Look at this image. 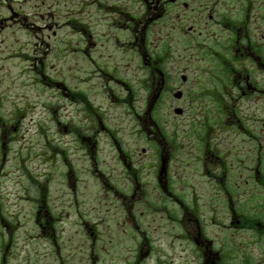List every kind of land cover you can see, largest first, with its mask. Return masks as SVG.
Segmentation results:
<instances>
[{
	"label": "rangeland",
	"instance_id": "374dc122",
	"mask_svg": "<svg viewBox=\"0 0 264 264\" xmlns=\"http://www.w3.org/2000/svg\"><path fill=\"white\" fill-rule=\"evenodd\" d=\"M7 1L9 5L3 1L5 6L0 0V261L4 264H58L56 246L60 244L63 253L70 250L84 251L79 248L81 242L85 248L90 245L84 238L80 239L79 232L104 222L102 218L108 214L104 212L111 214L109 220L105 219L108 229L118 227L117 233L139 223L135 218H142L138 212H134L132 219L131 216L124 218L121 210L113 208L112 204L107 206L105 200L110 202V199L103 198L102 177L113 181L118 179L126 187L133 182L125 179L129 171L123 169L119 161L112 159L115 152L108 147L105 135L113 133L122 137L127 146L123 147L135 151L133 163L143 158V168L137 163H134L133 168L138 172L139 182L153 190L157 183H161L160 178L163 180L168 177L165 137L170 130L169 121L178 124L179 129L186 130L193 129L190 126L194 125L200 127L203 123L209 127L215 126L216 138L224 140L221 142L222 148L227 145L230 136L224 124L229 112L224 105L218 108L215 94L223 90L224 86L219 78H213L212 75L224 69L214 59L216 50L224 47L212 45L204 39L209 31L215 28L220 30L216 21L212 23L214 20L218 22L217 12L220 10H216V14L211 13L213 19L209 18L210 14L206 16L208 27L205 24L195 25L204 33L198 39L202 48L199 55L210 57L192 60L187 53L189 42L172 30L173 24L178 26L177 23L169 22L168 26L157 24L148 33L150 41L140 44L134 37V31L119 25L117 16L104 12L99 19L95 7L89 5L88 0ZM18 7L24 8L27 13ZM13 13L21 16L13 15L10 18ZM261 17L257 10L251 21L257 29L255 38L259 41L263 31L259 24ZM72 21L74 23L71 24ZM190 23L183 24L188 26ZM169 33H173L175 38L168 40L165 35ZM159 54H164V60L159 61ZM222 54H228L226 49ZM147 58L157 60V66L168 73L170 85L182 84L181 73L190 78L181 88L186 93V99L179 102L172 93L166 94L164 103L154 115L160 139L157 165L154 159L149 158L151 150L147 154L142 152L148 145L144 139L137 142L139 127H135L134 122L139 114H142V119H149L154 94L148 89L153 83L148 84V81L151 78L154 80L156 76L155 85L160 82L159 72L156 69L149 71L143 64ZM102 62L111 63L110 67L104 65V71L111 72L115 64L119 66L116 76L133 85L131 95L122 83L99 76ZM223 80L225 82V77ZM140 83H144L142 88ZM206 84L211 94L207 100L189 102V94L193 89L198 85V93H201L206 90ZM79 90L85 92L86 97L75 96L74 93ZM100 91L105 95L96 94ZM224 92L229 100L228 91ZM76 95L81 96L80 93ZM124 98H127V104L121 103ZM237 104L236 112L240 118L247 119L252 112L264 116L263 109L257 107V112L254 111L250 101L243 103L242 100ZM178 105L188 108L187 115L179 117L174 113ZM199 110L206 113L205 118H200L197 114ZM104 125L109 130L102 129ZM94 126H97L95 130L91 128ZM74 127L98 135L102 146L98 155L107 159L101 164L104 170L110 169L107 175L85 172L88 162L84 151L74 150V143L71 142L74 135L71 129ZM140 130L144 135L143 130ZM243 137L240 134L238 140ZM195 140L200 143L198 134ZM183 156H188L187 152ZM183 156L171 161L169 166L174 173L182 172L185 168ZM145 162L149 163L147 167ZM71 170L74 172L70 181L66 175ZM197 182L205 183L208 180L198 177ZM66 183L75 191L69 189ZM46 196L50 205L48 209L54 213L61 207L66 212L70 211L67 215L65 213V219L53 222L55 229L52 230L54 238L51 241L40 236L42 230L36 220L37 213L41 212L40 216L46 213L47 206L40 202ZM145 217L146 214L142 222L147 226L149 220ZM99 229L108 234L106 225H101ZM70 238H73L72 241ZM176 241L175 244H179L183 240ZM8 243L9 257L4 262L2 256ZM178 250L179 247L175 246L174 251ZM101 258H104V254H101Z\"/></svg>",
	"mask_w": 264,
	"mask_h": 264
},
{
	"label": "flooded vegetation",
	"instance_id": "af4514ba",
	"mask_svg": "<svg viewBox=\"0 0 264 264\" xmlns=\"http://www.w3.org/2000/svg\"><path fill=\"white\" fill-rule=\"evenodd\" d=\"M88 4L95 7L99 19L104 12L117 16L119 25L134 31V37L140 44H147L146 34L157 24L168 26L169 22L177 23L178 26L173 24L172 30L179 34L188 27L182 34L189 42L187 53L192 60L210 57L199 55L201 44L198 39L204 33L195 25L208 27L206 16L210 14L209 18L213 19L216 10H220L217 12L218 22H212L216 21L220 30L209 31L204 39L212 45L224 47L221 54L214 56L218 66L224 69L221 73L214 72L219 74L213 78H219L223 90L228 91L229 100L224 94L216 102L229 112L224 126L230 137L222 148L224 140L216 138L215 126L203 123L200 127L194 125L190 126L193 129L186 130L171 123L165 137L168 177L164 178L166 182L160 178L161 183H157L153 190L139 182L138 172L133 166L134 163H144L140 158L133 163L135 151L124 149L122 137L113 133L105 135L108 147L115 152L112 159L129 171L125 179L133 180L126 187L118 179L113 181L102 177L103 198L110 199V202L105 200L107 206L112 204L113 208L121 210L124 218L131 216L132 219L134 212L141 213L142 218L146 214L145 219L149 222L144 226L142 218H135L139 223L117 233L118 227L108 229L105 219L111 214L104 212L108 214L100 225L78 231L80 239L84 238L90 245L85 248L81 242L79 248L84 251L63 253L60 244L56 246L58 264H264V116L252 112L249 118L243 119L236 112L237 103L242 100L243 103L250 101L254 111L257 112V107L264 111V0H88ZM257 10L263 16L259 21L263 27L260 41L255 38L257 29L251 23ZM188 22H191L189 26L186 25ZM169 38H175L173 33ZM225 49L227 55L222 54ZM156 63L151 58L144 62L148 70L162 71ZM163 73L160 85L150 88L156 96L160 94V98L155 96L151 103L150 108L154 112L164 100L162 95L169 92L167 74ZM189 81L187 79L183 84ZM152 82L155 83L154 80ZM132 88L126 85L129 94L133 93ZM204 88L206 90L200 94L193 93L189 102L207 100L211 94L207 91V84ZM179 89L174 87L171 90ZM137 118L138 121L134 119V122L145 132V137L141 134L136 136L137 142L144 139L148 146L143 148V153L151 150L150 160L154 159L157 165L160 139L156 121L154 117L142 119L139 115ZM72 131L74 150L84 151L87 158L85 172L107 175L110 169L101 167L107 159L98 155L102 147L98 135L82 134L77 129ZM196 134L200 143L195 140ZM240 134L244 137L238 140ZM184 152L188 156L184 157ZM179 156L186 160L185 168L174 173L169 165ZM73 172L71 170L66 175L70 181ZM198 177H204L208 182L198 183ZM66 186L75 191L69 184ZM40 202L47 206L43 216H40L41 212L36 214L37 224L42 230L40 236L51 241L54 238L52 230L55 229L53 222L64 218L70 211L66 212L61 207L54 213L48 209L47 196ZM101 225H106L108 234L99 229ZM179 239L183 241L175 244ZM175 246L179 247L176 252ZM3 255L5 262L9 257V243ZM0 264L4 263L0 261Z\"/></svg>",
	"mask_w": 264,
	"mask_h": 264
},
{
	"label": "water",
	"instance_id": "95a60500",
	"mask_svg": "<svg viewBox=\"0 0 264 264\" xmlns=\"http://www.w3.org/2000/svg\"><path fill=\"white\" fill-rule=\"evenodd\" d=\"M181 94L178 93L176 96L179 97ZM177 112H181V110H177Z\"/></svg>",
	"mask_w": 264,
	"mask_h": 264
}]
</instances>
